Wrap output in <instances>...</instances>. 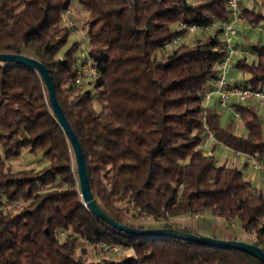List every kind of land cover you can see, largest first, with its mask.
I'll return each instance as SVG.
<instances>
[{
    "label": "trees",
    "instance_id": "1",
    "mask_svg": "<svg viewBox=\"0 0 264 264\" xmlns=\"http://www.w3.org/2000/svg\"><path fill=\"white\" fill-rule=\"evenodd\" d=\"M77 2L89 14L88 53L97 78L76 80L81 43L57 57L74 29L62 24L73 0H0V53L23 54L48 68L83 146L99 207L138 228H145L135 223L146 217L161 227L203 213L237 220L264 250V192L242 169L218 165L204 150L210 130L217 143L264 160L255 107L234 104L247 129L239 135L205 103L227 55L229 0ZM238 9L248 24L264 22L250 0H238ZM213 23L211 31L189 38L180 26ZM236 47L247 54L235 67L249 78L232 85L264 90V44ZM248 53L256 57L252 62ZM24 150L41 153L46 164L15 170L9 160ZM95 241L120 243L134 254L115 260L119 253L91 248L89 255ZM0 264L264 262L238 249L127 234L96 216L81 196L74 150L43 78L28 66L0 62Z\"/></svg>",
    "mask_w": 264,
    "mask_h": 264
},
{
    "label": "rangeland",
    "instance_id": "2",
    "mask_svg": "<svg viewBox=\"0 0 264 264\" xmlns=\"http://www.w3.org/2000/svg\"><path fill=\"white\" fill-rule=\"evenodd\" d=\"M250 6H255L257 10H260L264 14V0H255V2L253 0H250ZM69 19H72L74 21L75 25L72 27L74 29L72 30L68 44L58 53V58L63 57L65 52L76 42L81 43L80 49L78 50L77 54H81L84 49L89 51V43L88 38L86 36L89 14L86 10L79 6L77 0H73L70 18H67L64 15V20L62 24L70 27ZM249 26L253 25L248 24L246 21L243 25H235L237 33L233 36L232 40L234 46L240 45L248 48V46L252 44H264V22L257 26ZM193 33L194 32H188L186 38L192 37L194 35ZM238 49L239 50L234 56L232 65L229 67L227 72V82L229 84H233L236 80L245 81L249 78L248 74L243 73L235 67L236 61L246 55L241 51L240 48ZM255 58L256 57L254 54L248 53V62H252ZM221 97V92H211L209 95V99L205 102L206 106L211 109H214L217 113L220 114L221 122L224 126L233 123L234 131L237 134L246 135L247 129L243 123V120L240 117L236 116V111L234 108L230 110L229 108L221 106ZM234 104H241L245 106L252 105L253 107H255L262 122L264 131V102L260 98L247 99L241 101L237 96H230L226 102V106L233 107ZM97 107L98 109L100 108V106ZM204 150L207 154L215 156L218 165H228L231 167H237L239 169H242L247 174V178L251 180L250 176L253 173V170L250 167L246 166L244 163L248 160L247 154H242L238 156L234 149L219 144L215 140H209L205 145ZM9 164H11L15 170L23 168L41 169L46 164V162L43 159L41 153L34 154L29 152L28 150H24L19 157L9 160ZM252 183L257 188L262 189L264 192V175H262L261 177L258 176V178L255 181H252ZM194 221L196 222V220ZM199 222L201 223V230L207 228L212 231L214 235L217 236H222L226 232L238 236L241 234L242 231V227L239 221L235 220L233 223H229L225 219L214 217L210 213H206L203 218L199 219ZM162 223L163 222L161 221H156L152 218L146 217L140 222H136L135 224L143 225L145 228H159L162 226ZM173 225L176 228V226H178L177 221H174ZM91 248L93 247L89 245V255H91V253L93 252ZM132 254H134L133 249L125 248L119 254L113 255L112 258L115 260H121L122 257Z\"/></svg>",
    "mask_w": 264,
    "mask_h": 264
},
{
    "label": "water",
    "instance_id": "3",
    "mask_svg": "<svg viewBox=\"0 0 264 264\" xmlns=\"http://www.w3.org/2000/svg\"><path fill=\"white\" fill-rule=\"evenodd\" d=\"M0 62L28 66L36 70L43 78L48 90L49 100L53 112L57 116L60 125L63 127L65 133L69 137L70 143L74 150L81 188V196L86 207L96 216L101 218L116 230L123 231L127 234L137 236H162L181 239L201 245H209L212 247L238 249L257 257L264 262V250L251 242L238 239H220L212 236L202 235L198 232H187L175 227L138 228L122 224L113 219L109 214L104 212L99 207L92 192L87 160L84 154L83 146L58 101L54 81L46 65L35 58L23 54L13 53H0Z\"/></svg>",
    "mask_w": 264,
    "mask_h": 264
},
{
    "label": "built area",
    "instance_id": "4",
    "mask_svg": "<svg viewBox=\"0 0 264 264\" xmlns=\"http://www.w3.org/2000/svg\"><path fill=\"white\" fill-rule=\"evenodd\" d=\"M229 6L231 9V20L224 23L223 25V39L226 44L227 49V55L225 59L221 62L220 65V77L217 80L215 90L216 92H221L222 97L220 99V104L222 107L229 108L230 110L233 109V107H227L226 102L229 99L230 96H237L241 101L247 100V99H255L260 98L264 102V90L259 89H253V88H244L241 86H234L232 84H229L227 82V72L229 67L232 65V62L234 60V56L238 52V48L233 45V36L236 35L237 30L235 25L241 24L243 25L245 20L240 15L239 9H238V0H229ZM71 11L68 9L65 12V17L70 18ZM69 24L71 27H73L74 21L72 19H69ZM182 28H186L189 32H209L214 27L215 24H191L189 26H186L184 24L180 25ZM253 27V26H249ZM178 42V40H175V43ZM241 51L245 54H247V51L242 50ZM76 80L77 82H84L88 81L90 79H95L98 77V70L96 66L93 65L92 59L89 56L88 50L84 49L81 54L77 57L76 61ZM210 95V94H209ZM209 95L205 97V101L209 99ZM236 116L240 117L239 113L236 112ZM208 138L209 140H214L213 132L208 130ZM237 155L240 156L244 153L240 151H236ZM248 156V162L252 165V168L256 172H262L264 173V161L260 159L257 156ZM196 216H200V214H197ZM92 247L96 250L101 251L105 256H110L115 253L122 252L126 247L120 243L110 244L106 242L101 241H95L92 243Z\"/></svg>",
    "mask_w": 264,
    "mask_h": 264
},
{
    "label": "crops",
    "instance_id": "5",
    "mask_svg": "<svg viewBox=\"0 0 264 264\" xmlns=\"http://www.w3.org/2000/svg\"><path fill=\"white\" fill-rule=\"evenodd\" d=\"M237 81L239 82V80H236L235 82H237ZM244 163L246 166L250 167L253 170L252 165L248 162V160H247V162H244ZM262 175H264V173L256 172L253 170V173L250 176V178H251L250 181L251 182L255 181L258 178V176L261 177ZM260 190H262V189H260ZM205 214L206 213H203L200 216L194 215V216H190V217L178 218V219H175L174 221H177L179 228L191 229L194 232H198L202 235L212 236V237H216V238H220V239H238V240H243V241H247V242L252 241L251 236L248 233H246L243 228H242L241 234L238 236L232 235L229 232H226L222 236H217V235H214V233L207 228H204L203 230H201V223L199 222V219L203 218ZM194 220H196V222Z\"/></svg>",
    "mask_w": 264,
    "mask_h": 264
}]
</instances>
